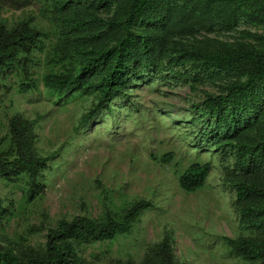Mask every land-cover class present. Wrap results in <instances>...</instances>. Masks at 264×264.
<instances>
[{
    "label": "trees",
    "instance_id": "16d2710c",
    "mask_svg": "<svg viewBox=\"0 0 264 264\" xmlns=\"http://www.w3.org/2000/svg\"><path fill=\"white\" fill-rule=\"evenodd\" d=\"M31 6L36 14L15 21L0 13V89L12 77L20 96L34 95L40 86L57 102L91 94L95 107L81 116L79 127L143 75L166 72L192 83L225 80L202 103L213 118L212 131H204L202 139L222 163L229 161L225 180L246 235L223 241L230 256L264 264V35L245 32L257 44L210 37L232 33L240 21L264 27V0H0V10ZM36 124L16 112L0 137V182L22 185L25 202L43 192L51 160L36 145ZM172 157L169 152L159 160L169 163ZM209 165L189 164L177 177L180 189L200 190ZM148 206L138 200L105 206L98 218L62 219L47 230L42 249L12 241L0 246V264H83L77 246L128 234ZM12 211L0 195V228ZM127 264H177L170 235L148 244L139 262Z\"/></svg>",
    "mask_w": 264,
    "mask_h": 264
},
{
    "label": "rangeland",
    "instance_id": "374dc122",
    "mask_svg": "<svg viewBox=\"0 0 264 264\" xmlns=\"http://www.w3.org/2000/svg\"><path fill=\"white\" fill-rule=\"evenodd\" d=\"M37 12L34 6L22 12L0 10L10 21ZM245 32L264 35V27L240 21L232 33L210 37L257 44ZM181 78L166 72L135 78L124 96L82 127L81 116L95 107L91 94L57 102L40 86V92L20 96L16 79H7L0 89V137L8 119L23 113L37 121L36 145L51 160L41 180L44 190L32 202L24 201L22 185L0 182V195L14 214L0 228V246L12 241L42 249L47 230L62 219L98 218L105 206L116 209L144 200L149 206L128 234L76 247L83 264L137 263L147 245L166 234L177 264H247L230 256L223 241L246 235L234 210V191L225 180L223 167L229 161L222 163L202 139L213 123L202 103L207 94H218L225 80L192 83ZM169 152L171 162H161ZM193 162L209 163V174L200 190L187 194L177 177Z\"/></svg>",
    "mask_w": 264,
    "mask_h": 264
}]
</instances>
